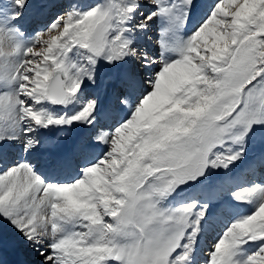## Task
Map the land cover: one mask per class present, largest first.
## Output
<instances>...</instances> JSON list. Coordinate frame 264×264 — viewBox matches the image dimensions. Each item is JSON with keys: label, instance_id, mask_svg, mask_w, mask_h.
I'll list each match as a JSON object with an SVG mask.
<instances>
[{"label": "snow or ice", "instance_id": "obj_1", "mask_svg": "<svg viewBox=\"0 0 264 264\" xmlns=\"http://www.w3.org/2000/svg\"><path fill=\"white\" fill-rule=\"evenodd\" d=\"M0 264H264V0H0Z\"/></svg>", "mask_w": 264, "mask_h": 264}, {"label": "bare ground", "instance_id": "obj_2", "mask_svg": "<svg viewBox=\"0 0 264 264\" xmlns=\"http://www.w3.org/2000/svg\"><path fill=\"white\" fill-rule=\"evenodd\" d=\"M75 134V133H74ZM242 167L240 168V169H237L236 171H237V173H240L241 171H242ZM216 235V231L215 230H210L209 232H208V234L206 235V237L200 242V248H201V250L202 251H205V249L207 248V246L209 245V243H208V245L206 244L207 243V239L209 240V239H212V238H214V236Z\"/></svg>", "mask_w": 264, "mask_h": 264}, {"label": "rangeland", "instance_id": "obj_3", "mask_svg": "<svg viewBox=\"0 0 264 264\" xmlns=\"http://www.w3.org/2000/svg\"><path fill=\"white\" fill-rule=\"evenodd\" d=\"M157 32H158V30H157ZM154 39H155V35H154ZM73 135H75V134L73 133ZM241 167L243 168V166H241ZM212 239H213V238H212ZM212 239H209V240L207 239V243H206V244H207V245H208V243L210 244L211 241H212ZM205 250H206V249H205Z\"/></svg>", "mask_w": 264, "mask_h": 264}]
</instances>
